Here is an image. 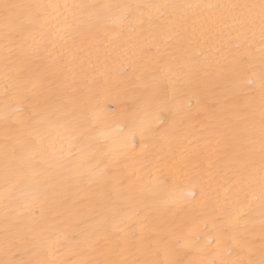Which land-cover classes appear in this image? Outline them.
I'll return each mask as SVG.
<instances>
[{"label":"snow or ice","instance_id":"obj_1","mask_svg":"<svg viewBox=\"0 0 264 264\" xmlns=\"http://www.w3.org/2000/svg\"><path fill=\"white\" fill-rule=\"evenodd\" d=\"M0 264H264V0H0Z\"/></svg>","mask_w":264,"mask_h":264}]
</instances>
